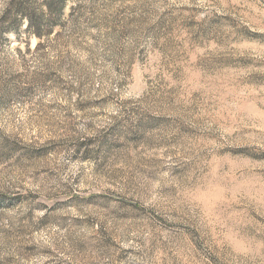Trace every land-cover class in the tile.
I'll return each instance as SVG.
<instances>
[{
	"label": "rangeland",
	"instance_id": "1",
	"mask_svg": "<svg viewBox=\"0 0 264 264\" xmlns=\"http://www.w3.org/2000/svg\"><path fill=\"white\" fill-rule=\"evenodd\" d=\"M24 2L0 0V264H264V0H31L40 37Z\"/></svg>",
	"mask_w": 264,
	"mask_h": 264
},
{
	"label": "trees",
	"instance_id": "2",
	"mask_svg": "<svg viewBox=\"0 0 264 264\" xmlns=\"http://www.w3.org/2000/svg\"><path fill=\"white\" fill-rule=\"evenodd\" d=\"M30 1L31 0H27V3L24 2L25 4L23 3V5H19V11L22 13L23 17L28 19L29 30L33 31L35 33V35L40 37L41 36L40 29L42 27V23L44 22L43 16H42V13L39 11V8L37 10V8H35L30 3H28ZM62 1L63 0H57L58 5H60V3ZM45 2H47V1H45ZM56 10H57V8H56ZM50 25H51V23H50Z\"/></svg>",
	"mask_w": 264,
	"mask_h": 264
}]
</instances>
